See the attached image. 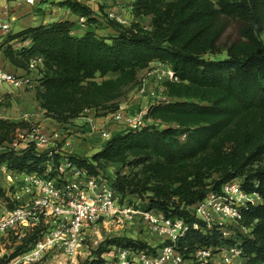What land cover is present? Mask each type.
Returning <instances> with one entry per match:
<instances>
[{
    "label": "trees",
    "instance_id": "1",
    "mask_svg": "<svg viewBox=\"0 0 264 264\" xmlns=\"http://www.w3.org/2000/svg\"><path fill=\"white\" fill-rule=\"evenodd\" d=\"M60 6L86 17L87 28L98 25L93 10L77 0ZM131 6L135 18L151 20L152 29L138 22L123 26L104 14L102 23L111 36L94 31L75 36L74 22L58 21L9 35L1 46L6 60L27 73L30 58L43 59L39 98L47 116L53 115L61 126L87 110L114 112L120 102L117 83L133 81L156 61L170 67L177 78L164 84L172 101L149 107L148 126L121 131L90 158L57 154L55 162L68 158L95 176L111 163L141 167L143 178L117 177L112 186L121 195H147L145 210L187 224L188 232L176 242L185 258L199 248L237 245L243 264L264 263V0H132ZM231 21L239 25V40L222 47ZM20 42L30 46L15 51ZM222 52L224 59L206 58ZM109 74L119 78L100 84L94 80ZM4 125L0 120V147L5 149L0 166L15 174H42L48 152L38 153L33 145L21 152L11 150L16 135L9 137ZM235 180L261 199L242 212L240 224L250 232L225 239L218 228L202 231V223L188 208ZM36 239V233L28 234L11 258ZM118 245L149 249L130 241ZM102 263L99 257L84 264Z\"/></svg>",
    "mask_w": 264,
    "mask_h": 264
},
{
    "label": "built area",
    "instance_id": "2",
    "mask_svg": "<svg viewBox=\"0 0 264 264\" xmlns=\"http://www.w3.org/2000/svg\"><path fill=\"white\" fill-rule=\"evenodd\" d=\"M128 10L131 12V5ZM107 18L125 26L126 21L113 12H108ZM75 24L87 29V18L78 16ZM0 27L6 32L10 30L8 24H0ZM37 67H43L41 57L30 60L29 72ZM152 74L163 84L177 81L167 65H159L152 70ZM23 81L27 80L0 69V86H18ZM156 94L155 91L148 93L143 86L138 87V98L150 96L156 100L152 105L170 102L167 96L159 97ZM148 109L137 112L123 101L108 115L122 124L124 130L139 131L150 124L146 119ZM99 134L107 141L112 138L109 131L99 130ZM58 144L69 147L71 140L64 138L59 130L46 134L35 126L28 132H17L9 145L11 150L17 152L33 145L38 153L48 152L49 160L42 174H15L8 172L5 166L0 167L4 173H8L7 179L11 185L6 194L8 200L0 199V249L8 244L10 238L16 237L21 241L27 234L37 235L35 242L19 255L11 258L7 251L4 254L5 264H40L49 254L76 260L85 252L86 241L93 236L96 227L106 224L124 226L134 223L137 218L149 232L162 238L165 245L156 251L119 246L101 257L102 264H243L242 250L237 245L199 248L190 258H185L176 249V242L188 232L187 224L123 202V195L116 191L111 181L103 179L101 174L95 176L78 168L68 158L56 163L55 155L63 156L57 151ZM259 203L261 199L257 194L246 193L241 183L235 180L223 185L218 192L208 193L204 200L188 210L202 223V231L215 227L223 238L235 239L237 233L246 235L250 232L240 224L243 210L248 205ZM200 228L194 225V229Z\"/></svg>",
    "mask_w": 264,
    "mask_h": 264
},
{
    "label": "rangeland",
    "instance_id": "3",
    "mask_svg": "<svg viewBox=\"0 0 264 264\" xmlns=\"http://www.w3.org/2000/svg\"><path fill=\"white\" fill-rule=\"evenodd\" d=\"M132 0H108L105 3L102 2L98 4V8L104 7L106 9L103 12H100L101 15H106L108 12H113L123 18L125 22V26H130L134 22H138L141 24L143 28L152 29V23L149 18H135L133 16V11L129 12L128 7L131 5ZM213 2H217V0H212ZM104 21V19L102 20ZM101 27L102 25H96L94 30ZM239 25L231 21L229 22L228 28L221 40V46L229 47L233 43L238 42ZM102 36H111L112 32L101 29L99 30ZM29 42L26 43H16L14 46V50L18 51L23 47H29ZM207 59H224L226 58V53L222 52L219 55H209L206 56ZM32 58L29 59V62ZM165 66L164 64H160L154 62L152 63L149 69L140 71L137 74V77L133 81H122L118 82L116 85V91L120 94V102H126L131 105L134 111L145 110V108H149L152 106L156 100L151 98L150 96L138 98V87L143 86L146 88L147 92L155 91L159 97L166 96L165 85L158 81L155 76L152 74V70L156 69L158 66ZM42 67H37L33 72H29L23 75H19L17 72H10L11 74H15L16 78H21L28 76L27 81H23L21 85H4L0 86V120L6 122L4 127L9 130V137H14L17 132H28L35 126H38L42 121H47L49 123L55 122L56 118L52 117L53 115L47 116L46 110L42 107V100L39 98V94L43 92V88L41 87L40 81L38 79V74ZM119 75L109 74L104 78L97 77L94 79L97 83H102L105 80H117ZM156 94V95H157ZM170 101H172L170 99ZM157 105V104H154ZM96 113V116H109L105 115L103 110L98 108V110H93ZM110 117V116H109ZM111 119V117H110ZM95 128V127H94ZM161 128H166V126H161ZM124 130V129H123ZM1 136H4V132ZM185 137L182 138L184 140ZM73 140H71V143ZM5 151L4 147H0V154ZM48 151H52V149H48ZM99 151V148L93 149L90 153L93 156L95 153ZM1 167V166H0ZM141 171V167L134 168L133 166H124L119 163H111L106 166L105 170L100 171V174L103 179L112 181L117 177L128 176L134 177L135 174H139ZM9 172V171H8ZM8 173H4L0 168V189H2V193H0V199L2 201H7L6 194L10 191L11 185L9 180L7 179ZM138 178H143L141 174L138 175ZM218 178L217 175L213 176V179ZM137 179V178H136ZM147 196V195H145ZM145 196H139L136 194L126 193L123 195V202L130 203L141 210H145L148 205V200L145 199ZM136 219L134 223H128L124 226H110L100 225L95 228V233L91 238L86 241L85 252L81 257H78L76 260H68L67 257L58 255L53 256L51 254L47 255L44 261L40 264H84L86 261L96 260L99 257L101 258L104 254H108L116 247H119V243H127L132 242L135 244L142 243L148 246L149 251H156L161 249L165 242L162 238L153 235L149 230L143 225L139 220ZM33 234V233H30ZM28 234L21 239V241L17 240L16 237L10 238L8 244L1 247L0 249V264H5L6 258H4V254L8 251L7 255L11 256L13 251H16L23 244L22 240L27 238ZM37 237V235H36ZM114 240L116 242H114ZM26 247V245H23ZM22 246V247H23ZM27 246L26 248H28ZM100 254V255H99ZM264 264V263H259Z\"/></svg>",
    "mask_w": 264,
    "mask_h": 264
},
{
    "label": "crops",
    "instance_id": "4",
    "mask_svg": "<svg viewBox=\"0 0 264 264\" xmlns=\"http://www.w3.org/2000/svg\"><path fill=\"white\" fill-rule=\"evenodd\" d=\"M66 0H0V24H8L10 30L4 31L0 27V69L8 72H17L20 76L26 74V71L17 69L8 60H6L1 51L2 44L6 41L7 36L19 33L29 28H35L40 25H46L58 21H71L76 23L77 17L66 7H61L60 3ZM81 4L91 8L94 12L93 17L98 20V26L102 28H87L83 29L78 25L73 28L75 36H83L86 31H94L100 34L101 29L112 32L104 23H102L101 10L98 4L106 2L103 0H77ZM104 9L103 11H105ZM14 44V43H12ZM16 45V44H15ZM28 76L22 77V80H27ZM38 125L41 131L50 134L53 131L59 130L63 133L64 138L73 140L69 147H63L58 144L57 151L61 155H76L82 158L92 157L90 153L95 148H99L100 152L107 144V140L100 136L99 130L109 131L112 136L123 131V125L110 119L109 116H96L93 110L83 113L79 118L71 121L70 124L61 126L55 122L47 121L39 122ZM98 131H94L93 128ZM97 152V153H98ZM96 154V153H95ZM94 154V155H95Z\"/></svg>",
    "mask_w": 264,
    "mask_h": 264
}]
</instances>
